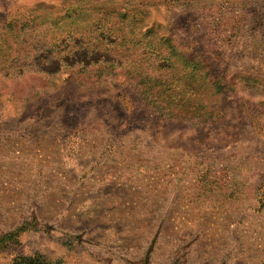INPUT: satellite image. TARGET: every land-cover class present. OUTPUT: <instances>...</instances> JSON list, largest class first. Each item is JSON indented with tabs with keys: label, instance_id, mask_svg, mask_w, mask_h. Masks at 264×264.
Masks as SVG:
<instances>
[{
	"label": "rangeland",
	"instance_id": "obj_1",
	"mask_svg": "<svg viewBox=\"0 0 264 264\" xmlns=\"http://www.w3.org/2000/svg\"><path fill=\"white\" fill-rule=\"evenodd\" d=\"M123 13L205 59L210 118L158 120L122 69L71 66ZM37 253L264 264V0H0V264Z\"/></svg>",
	"mask_w": 264,
	"mask_h": 264
},
{
	"label": "trees",
	"instance_id": "obj_2",
	"mask_svg": "<svg viewBox=\"0 0 264 264\" xmlns=\"http://www.w3.org/2000/svg\"><path fill=\"white\" fill-rule=\"evenodd\" d=\"M126 18V13H123L116 25L103 27L101 36L95 37L93 42L85 43L80 38L74 50L83 47L87 55L95 54L96 57L88 61L80 60L78 63L82 65L71 66H80L84 74L96 76L97 80L104 82L112 69H122L130 88L150 110L148 116H155L158 120L167 117L194 125L196 122L193 123L192 119L203 121L210 118L213 110L208 96L212 92L211 87L216 89L219 85L212 82L207 69L210 66L205 59L189 54L190 50L184 49L182 41L168 33L157 35L151 30L137 32V23L122 21ZM180 64L188 71L184 72ZM174 88L189 89L191 94L183 97L173 95L174 98H171L170 92ZM12 264L52 263L37 253L16 257Z\"/></svg>",
	"mask_w": 264,
	"mask_h": 264
}]
</instances>
